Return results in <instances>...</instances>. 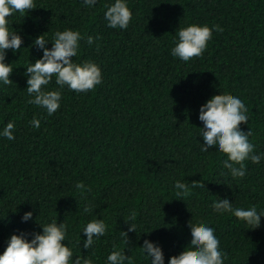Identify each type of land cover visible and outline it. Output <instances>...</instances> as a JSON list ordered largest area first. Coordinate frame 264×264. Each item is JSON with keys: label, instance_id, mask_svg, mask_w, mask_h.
Here are the masks:
<instances>
[{"label": "trees", "instance_id": "1", "mask_svg": "<svg viewBox=\"0 0 264 264\" xmlns=\"http://www.w3.org/2000/svg\"><path fill=\"white\" fill-rule=\"evenodd\" d=\"M111 2L98 0L89 8L82 0H35L34 9L9 17L23 43L19 51H7L12 83L0 84V129L14 121L16 137H0V253L12 234L41 232L39 224L57 218L67 225L63 243L93 264H106L114 246L134 264H148L138 248L144 239L159 243L167 264L190 242L189 225L207 224L225 264H264V217L251 229L211 207L226 196L234 206L264 209V160L246 161L245 177L234 180L221 174L227 171L224 154H202L197 137L204 103L234 95L249 109L241 130L250 129L255 152L264 153V0H128L132 20L124 30L107 27L104 11ZM188 24L216 30L200 57L183 62L170 50ZM64 29L84 36L72 59L94 60L102 83L86 93L65 87L60 108L48 116L27 103L24 73L42 55L35 38L51 40ZM89 35L99 36L92 46ZM56 87L53 77L47 88ZM33 117L39 128L29 123ZM175 180L187 186L182 201ZM86 205L91 213L83 212ZM26 211L33 219L22 223ZM93 217L108 227L85 250L81 229ZM121 231L127 233L125 249Z\"/></svg>", "mask_w": 264, "mask_h": 264}, {"label": "clouds", "instance_id": "2", "mask_svg": "<svg viewBox=\"0 0 264 264\" xmlns=\"http://www.w3.org/2000/svg\"><path fill=\"white\" fill-rule=\"evenodd\" d=\"M98 0H82L89 8L94 7ZM36 7L35 0H0V84L9 85V79L13 71L12 64L6 62L7 51L13 53L21 49L23 39L20 34L9 26V17L14 13L26 14L28 10ZM104 19L110 29H127L132 20V11L128 6V0H113L105 5ZM214 27L208 25L188 24L181 27L175 34L174 46L170 54L183 62H188L194 57H200L206 50L209 40L212 38ZM85 39L79 30L64 29L55 31L52 39H46L45 35H39L33 41L35 47L42 51V55L34 62L29 61L25 68L27 77V94L30 99L28 104L38 106L46 110L48 116H52L59 108L62 92L67 87L70 91L86 93L102 83L100 66L91 59L76 62L73 57L78 55L80 41ZM99 36H87L86 43L92 46ZM51 43V48L46 47ZM55 77L54 89L47 86ZM249 109L238 96L220 95L210 97L198 111L197 137L201 143L200 152L207 153L210 150L224 154L221 161L222 168L227 170L222 175H230L232 179L243 178L246 175V161L259 164L264 160V153L255 152V145L250 142L251 130H241L240 125L248 122ZM33 128L40 127V119L33 117L29 121ZM15 122L8 121L0 129V137L11 141L14 135ZM75 187L85 189L83 182H77ZM194 188H203L201 184L193 183ZM173 188L175 195L182 201L186 198L187 186L182 180H175ZM218 215L228 214L239 222L255 229L261 226V217H264V209L258 210L256 205L248 207L234 206L233 202L225 196L218 197L211 204ZM92 207L86 205L85 214L91 213ZM33 219V212L26 211L21 216V222L27 223ZM131 219V218H130ZM128 223V231L136 232V226ZM41 232L25 234H12L6 241V247L0 253V264H93L88 256H74L73 250L63 242L67 238V225L57 223V218L43 225ZM104 220L93 217L82 227L86 239L83 240V248H92L96 240L107 231ZM80 231V232H81ZM124 249L127 244V233L121 231ZM29 236L31 238H29ZM190 242L177 258L169 259L167 264H225L226 255L220 248V241L214 228L207 224L200 226L189 225ZM142 257L148 264H165L163 251L158 242L144 239L138 247ZM106 264H134L130 256L124 254V250L113 247L106 257Z\"/></svg>", "mask_w": 264, "mask_h": 264}]
</instances>
